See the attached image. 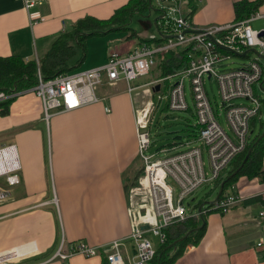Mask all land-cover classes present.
I'll return each mask as SVG.
<instances>
[{
	"label": "crops",
	"instance_id": "0c3cea01",
	"mask_svg": "<svg viewBox=\"0 0 264 264\" xmlns=\"http://www.w3.org/2000/svg\"><path fill=\"white\" fill-rule=\"evenodd\" d=\"M128 1L40 0L28 9L23 0H0V55L39 60L61 31L78 19L87 14L108 17ZM236 1L187 0L185 13L197 28L227 24L237 17ZM254 12L264 14V0ZM156 26L157 30L143 33L129 30L94 35L88 39L85 61L89 67L103 64L108 42L118 40L119 50L127 52L147 43L141 38L162 36ZM95 37H102L101 46L92 57L90 40ZM163 51L157 54V62L170 55ZM154 69L149 80L131 83L159 79ZM97 90L102 100L70 110L53 109L49 118L34 91L16 95L7 113L0 108V147L15 144L21 163L18 183L10 184L0 176V250L37 244L36 251L15 258L13 264H109L104 253L53 257L62 241L68 244L79 239L101 245L119 238L126 261L136 255L129 236L133 219L130 188L136 185L132 182L141 166L135 163L142 158L135 108L145 99L129 90L125 79L115 84L103 79ZM238 182L244 197L233 205L236 208L224 213L209 211L201 240L189 244L173 264H264V243H257L264 237V218L249 209L253 201L246 198L251 194L242 188L256 180L241 176ZM257 202L260 207L262 201ZM157 240L156 244L153 241L156 248Z\"/></svg>",
	"mask_w": 264,
	"mask_h": 264
},
{
	"label": "built area",
	"instance_id": "2783aa9c",
	"mask_svg": "<svg viewBox=\"0 0 264 264\" xmlns=\"http://www.w3.org/2000/svg\"><path fill=\"white\" fill-rule=\"evenodd\" d=\"M186 1L157 0V6L165 12L166 29H170L167 31L169 38L164 43L155 45L142 43L127 52L110 47L107 60L103 64L60 73L52 78H44L39 67L38 82L34 86L22 91L0 89V102L24 91H34L42 99L46 117L49 118L53 109L55 112L70 110L102 100L97 87L103 82V75H106L113 84L120 79L127 80L131 91L143 86V95L153 93L154 86L167 79V92L159 93L157 98H153L159 102L158 104L165 99L167 105L176 110L190 107L185 77L189 76L191 82L196 117L200 124L199 134L181 145H175L174 147L178 149L164 156L157 157V150L148 151L152 145L149 123L154 99H145L142 105L135 108L139 150L145 163L144 173L139 177L138 183L130 188L129 210L133 219L129 236L136 246L135 257H130L129 263L126 261L122 252L123 240L119 238L101 245L90 244L83 239L70 241L68 244L62 241L53 257L67 258L74 254L95 256L104 253L109 264H147L157 252L147 232H152L160 243H164L168 238L167 228L173 223L184 221L189 216H197L210 209L226 212L243 199L237 181L231 184L228 187L230 189H226L216 202L211 206H204L202 210L198 208L193 210L190 201L188 203L185 201L204 182L218 180L222 176V171L247 148L252 118L253 123H256L257 116L261 124L263 122L264 98L255 92L256 84L259 83L262 89L264 86V65L259 59L261 56L256 54L238 67L222 69L220 65L229 57L230 52L242 53L247 48L256 47L264 54V26L255 27L252 24L253 20L264 17V14L253 12L245 18L227 24H212L206 28H199L201 31H195L197 27L193 26L185 13ZM23 2L30 9L40 0ZM189 29L192 30L184 32ZM177 45L189 47L190 63L187 68L146 83H131L151 71L159 51ZM221 45L230 47L233 51ZM172 76L176 78L170 81ZM206 76L215 77L218 82L221 106L225 108L228 128L216 114L206 88ZM236 99H246L248 102H237ZM106 108L110 109L109 106ZM20 168L16 145L10 143L1 146L0 176H5L10 184L18 183ZM144 177L148 181V192L136 193L135 203L134 190L144 185ZM169 177H173L179 184L177 193L169 182ZM255 178L259 183V178ZM262 189L250 193L249 196L261 193L264 198V188ZM258 216L264 218V199ZM145 223L148 227H143ZM257 243L263 244L264 237ZM36 250L35 242L0 250V264H13L15 258Z\"/></svg>",
	"mask_w": 264,
	"mask_h": 264
},
{
	"label": "trees",
	"instance_id": "16d2710c",
	"mask_svg": "<svg viewBox=\"0 0 264 264\" xmlns=\"http://www.w3.org/2000/svg\"><path fill=\"white\" fill-rule=\"evenodd\" d=\"M261 1L262 0L236 1V19H241L249 16L256 10L259 2ZM156 6L157 4L154 2V0H129L127 3L118 7L108 17L101 18L95 15L87 14L71 24L70 27L65 28L63 31H61V33L51 44L50 48L40 57L39 62L36 58L27 59L18 54L0 55V89H5L7 91H22L34 86L38 82L39 67L44 78H52L60 73L75 70V68L81 66L87 58L88 39L90 37L108 33L110 31L126 32L131 30L132 33H136V30L132 26L134 17H146ZM157 10H159L160 13L164 12V10L160 7H158ZM166 20V17H161L158 19V26L160 28L162 36H150L141 39L143 41L146 40L147 43H151V41H159L161 43L166 42L169 38V33L167 31L170 30L166 29ZM168 51L170 52V55L166 57H160L158 62L156 55L157 63H155L156 66L154 65L153 67H155V69H159L158 77L160 78L184 70L189 66L190 63L188 46L177 45L175 47L165 49L163 53H166ZM164 83L165 87L163 86ZM167 89L168 80L166 79L160 82V89H157L154 86L153 95L155 96V98H157V95L159 93H165V91L167 92ZM13 98L15 97L0 102V108L3 113H7L9 111V103ZM166 107L169 106L167 105ZM187 122H185V129L187 130V132L190 130L188 132L189 136L185 140H183L181 132H175L172 139L168 137L169 140L167 143L169 146L181 145V143L185 142L187 139L198 136L200 124L197 121V117L195 124H192L189 121ZM261 125L263 127V130L254 138L249 139L247 148L232 160L231 164L233 165V168L228 172L227 176L237 168H239V170L226 182L223 193L231 184L236 183L241 176H248V178L258 177L259 181L264 182V136L258 141L256 145H254V142L264 131V121ZM155 135L156 136L154 137L153 142L156 144L163 138V135L160 129H157L155 131ZM252 146L253 148L250 155L247 157V159L244 160L248 150ZM144 171L145 164L136 173L132 184L138 183L139 177L144 173ZM225 177L221 176L217 180L219 185ZM263 199V194L261 193L246 198V200L253 202L263 201ZM204 200L205 197L199 199L196 203V208H198L200 203ZM190 204H192L191 201ZM211 205L212 204H210V206ZM209 211H218L224 213V211L220 209H210L202 213L203 217H201L200 213L197 216H189L184 221L175 222L170 225L167 228V240L164 243H160L159 245H157L156 255L150 261V263L173 264L174 261L180 255H182L189 244L198 243L206 232L208 223L207 213ZM196 227L198 228L194 229V231H192L186 238L176 242L172 246H169V244L176 238L183 236L189 229Z\"/></svg>",
	"mask_w": 264,
	"mask_h": 264
},
{
	"label": "rangeland",
	"instance_id": "374dc122",
	"mask_svg": "<svg viewBox=\"0 0 264 264\" xmlns=\"http://www.w3.org/2000/svg\"><path fill=\"white\" fill-rule=\"evenodd\" d=\"M154 2L157 4V0H154ZM155 11H157V10L153 9L152 10L153 14L148 15L146 17H144V16H135L134 17V19L132 21V26L135 28V30L137 32L143 33L145 31L149 32L152 30H157V26L155 24V18L157 16H159L160 13H155ZM147 21L151 22V24L149 26L146 23ZM252 24L255 27L264 26V17H260V18L253 20ZM121 33H125V32H121ZM111 34L114 35V32ZM100 38H102V37H95V39L90 40V44H91L90 50L93 53L92 57L96 56V54H94V53L101 46ZM108 46H109V48L113 47V48H117V49H119V48L122 49V46L120 45L118 40H116V43H110L109 44V42H108ZM255 55H256V53L252 52V51L246 55H242V54L236 53V52H230L229 57L224 59L223 64L220 65V68L225 69V68H230V67L241 66L243 63L248 62L249 59ZM259 59L264 65V58L260 57ZM86 61L81 66H79L78 68H75V70L89 68V63ZM75 70H73V71H75ZM153 71L159 72V69L156 68V70L154 69ZM152 75H153V72H150L146 75L138 77L135 80L137 82L138 81H140V82L141 81H147V80H149V78ZM106 78H107L106 75H103V79L107 80ZM175 78H176L175 76H172V77H170L169 80L173 81V80H175ZM185 84H186L187 99H188L190 107L188 109H183V110H176V109H171L170 107H166L167 103H166L165 99H163L160 102V104H158V101L156 102V100L153 98V97H155V96H153V93H150V94L147 93V94L143 95V92H142L143 86L134 90L135 94L141 93L144 96V97H142L144 99H152V98L154 99V105H153L152 111H151V121L149 123V128L151 130V135H152L153 139H152V145L148 149V151L152 152V151L157 150V154H156L157 157L164 156L165 154L178 149V148H175L173 145L169 146L167 143L169 140L168 137L170 139H172L175 132L179 133V131H180L182 134L183 140H185L189 136L188 132L190 130L187 132V130L185 129V126H186L185 122L189 121L192 124L196 123V116L197 115H196L195 104H194L195 100H194V97L192 94V88H191V82H190L189 76L185 77ZM163 86L165 87V83ZM206 88H207L209 97L212 101V104L215 108V111H216V114H217L219 120L222 122L223 125H225L228 128L226 115H225V108L223 106H221L222 99H221V96L219 93V85H218V82L215 79V77L209 78L208 76H206ZM255 92L257 95L264 98V90L261 88L259 83L255 85ZM236 101L237 102H239V101L248 102V100H246V99H236ZM256 119H257L256 123H253L254 118H252V120H251L252 129H251V133H250L251 135H250L249 139L254 138L263 130L262 129L263 127L261 125V121L258 119V116ZM263 121H264V116H263ZM157 129H160V131L162 132L163 138L155 144L153 142V140H154V137L156 136L155 131ZM162 144H164V145H162ZM135 165H138V166L141 165L140 168H142V166L144 165L143 159L141 157L138 158ZM232 168H233V165L230 164L225 170L222 171V176L223 177L227 176L228 172ZM255 179H257V178H255ZM145 182L146 181L144 180V183ZM169 182L171 183L172 187L176 189V193H177V191L179 190V184L175 181V179L173 177H169ZM219 187H220V185L218 184L217 180L204 182L199 187H197L195 189V191L188 198H186L185 201H186V203L191 201L192 202L191 208L194 210V209H196V203L198 202L199 199H201L203 197H205V199H209V200L214 199L216 197L218 191H219ZM239 187H240V184H239ZM242 188H243L245 193L250 194L253 192H259V191L263 190L262 188H264V185L260 181L259 183H257V182L252 183V184L250 183V185H246ZM229 189L230 188H227V190H229ZM147 192H148V189H144V188H142V190L140 191L141 194H146ZM136 198H137V196H135V199ZM249 205H250L249 209H251L254 213H257V211H259V208H260L259 202L255 201L253 203H250ZM239 207L243 208V206H239ZM231 208H234V207L232 206ZM151 237H152L154 243L156 244L158 242L157 237L154 236L153 234H151Z\"/></svg>",
	"mask_w": 264,
	"mask_h": 264
},
{
	"label": "water",
	"instance_id": "95a60500",
	"mask_svg": "<svg viewBox=\"0 0 264 264\" xmlns=\"http://www.w3.org/2000/svg\"><path fill=\"white\" fill-rule=\"evenodd\" d=\"M150 1H152V0H150ZM157 8H158V7H154L155 10H157ZM150 14H151V12H150ZM150 14H149V15H150ZM164 16H165V12L161 13L158 17H156V18H155V24L158 25V19L161 18V17H164ZM147 22H148V21H147ZM148 23L150 24V22H148ZM190 30H192V29L185 30L184 32H186V31H190ZM194 30H195V31H201V29H199V28L194 29ZM262 33H263V32H262ZM212 37L215 39L214 36H212ZM221 46H222V47H226V46H224V45H221ZM226 48L232 50V48H230V47H226ZM232 51H233V50H232ZM251 51H252V52H255L256 54H258L259 56H261V57L264 58V54L261 53V52L259 51V49L256 48V47H250V48H247L244 52H242V55H246V54H248V53L251 52ZM240 54H241V53H240ZM263 82H264V78H263ZM155 88L160 89V83H157V84L155 85ZM263 89H264V86H263ZM263 136H264V131H263V133L259 136V138L254 142V145H256V144L258 143V141H259L261 138H263ZM252 148H253V146L248 150V152H247L246 157L244 158V160L247 159V157L250 155V153H251V151H252ZM238 170H239V168H237V169L234 170L232 173H230L228 176H226V177L222 180V182H221V184H220V188H219V191H218L216 197H215L214 199H212V200L205 199L204 201H202V202L200 203L198 209H199V210H202L204 206H207V205H210V204H213L214 202H216V200H217V199L221 196V194L223 193V191H224V189H225V184H226V182H227V181H228V180H229L234 174H236ZM201 217H203V214H202V213H201ZM203 223H204V222H203ZM143 227H148V224H147V223L143 224ZM197 228H198V227L189 229V230H188L183 236H181V237H179V238H176L173 242H171V243L169 244V246H172V245H174L176 242L183 240V239L186 238V237H187L192 231H194V229H197Z\"/></svg>",
	"mask_w": 264,
	"mask_h": 264
},
{
	"label": "bare ground",
	"instance_id": "6f19581e",
	"mask_svg": "<svg viewBox=\"0 0 264 264\" xmlns=\"http://www.w3.org/2000/svg\"><path fill=\"white\" fill-rule=\"evenodd\" d=\"M152 9H153V8H152ZM144 180L146 181V182L144 183V185L141 186L140 188H137V189L134 190L133 201H134L135 203H136V201L134 200V197L137 196L136 193H139V194H140V191L142 190V188H144V189H148V181H147V178L144 177L143 181H144Z\"/></svg>",
	"mask_w": 264,
	"mask_h": 264
}]
</instances>
